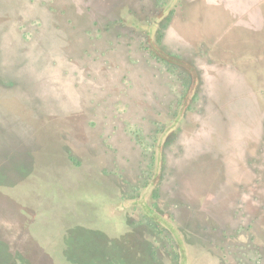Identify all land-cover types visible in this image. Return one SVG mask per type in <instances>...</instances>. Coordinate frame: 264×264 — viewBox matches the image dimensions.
<instances>
[{"label": "rangeland", "instance_id": "rangeland-1", "mask_svg": "<svg viewBox=\"0 0 264 264\" xmlns=\"http://www.w3.org/2000/svg\"><path fill=\"white\" fill-rule=\"evenodd\" d=\"M21 3L0 82L38 133L0 135V264H264V0Z\"/></svg>", "mask_w": 264, "mask_h": 264}, {"label": "trees", "instance_id": "trees-1", "mask_svg": "<svg viewBox=\"0 0 264 264\" xmlns=\"http://www.w3.org/2000/svg\"><path fill=\"white\" fill-rule=\"evenodd\" d=\"M15 0H6L7 3H11V6H14L16 4V8L21 6V1L22 0H17L16 2H14ZM27 0H25L26 2ZM8 30V32L10 33V30L8 28L7 25H4L0 28V31L4 30L3 32V37L9 36L6 33V29ZM12 44L9 43L8 48L4 51V52H0V69L4 72L5 69H8V59L7 56H11V54H9L8 52H10V48L9 46H11ZM2 45H0V51L2 50ZM20 51L18 53H14V58L15 61L21 62V60H23L22 57H20ZM4 57H5V61H4ZM2 62H4V64H2ZM10 64V63H9ZM23 68L25 69V67L23 66L22 68H19L17 71L20 73H23ZM10 72V71H9ZM0 74H2V72H0ZM11 75V74H9ZM21 75V74H20ZM7 76V75H6ZM23 77V76H22ZM13 80H11V83L16 87L17 92L23 91L26 89V91H28L30 83L22 80V79H17L16 77H13ZM7 82L6 80H1L0 82V135H4V138L7 137L8 135L9 137H13V138H17L18 139L21 138L20 141L17 142H26L28 143L30 141V139L33 138L32 134H37L38 133V129L37 127H35L31 120H27L25 119V115L23 114L25 109H27L26 104H24L25 101H19L17 99H10V94L8 95L7 91V84L5 83ZM28 86V89H27ZM35 86V85H33ZM34 88H31V90H33ZM6 90V91H4ZM35 90V89H34ZM36 92V91H35ZM35 92L33 94H35ZM3 93V94H2ZM37 93V92H36ZM6 94V96L4 95ZM18 95H21V93H18ZM15 96V95H14ZM36 95H34L35 97ZM16 97V96H15ZM17 98V97H16ZM11 100V101H10ZM14 100V101H12ZM17 101V102H16ZM20 102V103H18ZM45 114L50 112V108H48V106L46 108H41L40 107V112H44ZM23 116V118H21ZM49 116V114L47 115ZM32 136V138H31ZM35 136V135H34ZM5 141V140H4ZM16 148V147H14ZM6 158L5 156L3 157V159H0V162H5ZM2 163H0L1 166ZM0 172H2V169H0ZM148 222L152 223L149 219ZM28 259V258H26ZM27 262V260L25 261Z\"/></svg>", "mask_w": 264, "mask_h": 264}, {"label": "crops", "instance_id": "crops-1", "mask_svg": "<svg viewBox=\"0 0 264 264\" xmlns=\"http://www.w3.org/2000/svg\"><path fill=\"white\" fill-rule=\"evenodd\" d=\"M225 5H226V7L223 4H221V3L210 4V5L207 6L208 8H206V9H208V11H209L208 13H210V16L211 17H213V16H217L218 17L219 14H225V15H227V14H230L231 13V9H229V7H227V5H229V4H225ZM224 11H225V13H224ZM232 11H234V10H232ZM240 20H241V18L240 19L239 18L236 19V17H235V18H232V22L226 23V26H225L223 32L221 33L222 36L219 39H217V40L218 41L221 40L222 42H225L226 44H229V48L232 49V46L234 45V41H233L232 37L235 36V35L232 36L233 31L236 30V28H238V27H239L238 29H241L240 27L243 26V24H242L243 21L240 22ZM222 22L221 21H220V23L214 22L213 24H211V28L213 30H215V29L217 30L219 28V25L221 26ZM255 25L256 26H254V27H250V28L253 29L252 31H250V34H252V36L251 37H248L249 39H253L254 41H255V37H256L257 34H262V35L264 34V29L261 28V29H263V32H262L261 29H260V25H258V24H255ZM244 26L242 28H244ZM206 28L207 27H203V29H202L203 32H201L200 34L206 33ZM246 29H247V27H246ZM220 32L217 35H219ZM224 39H225V41H223ZM218 41L215 42L217 45L219 43ZM241 42L244 43V40H242ZM244 48L247 49V46H245ZM214 58L218 60V58H223V56L221 57V55H216V56H214Z\"/></svg>", "mask_w": 264, "mask_h": 264}, {"label": "flooded vegetation", "instance_id": "flooded-vegetation-1", "mask_svg": "<svg viewBox=\"0 0 264 264\" xmlns=\"http://www.w3.org/2000/svg\"><path fill=\"white\" fill-rule=\"evenodd\" d=\"M210 135H212V133H209V135H204V137L203 138H198L197 139V141H200V142H198V143H202V145H206V144H208V143H206L205 141H203V140H206L207 141V139H210V138H214L213 136L212 137H210ZM214 135H217L216 133L214 134ZM221 135V134H220ZM217 136H219V135H217ZM221 137V136H220ZM215 138H216V136H215ZM222 138V137H221ZM227 138H229L228 136H227ZM216 139H218V138H216ZM230 145V144H229ZM233 146V145H232ZM230 147V146H229ZM185 149H186V146H185ZM229 150H227V152H228V155L230 156V161H228V163L229 162H232L233 161V155H234V149L232 150V149H230V148H228ZM186 156V153H184V155H183V158ZM228 166H229V164H227ZM227 166V167H228ZM232 168H233V166H231V170H232ZM230 171V170H229ZM227 180L229 181L228 183H227V185H228V187L229 186H234V182H235V177H234V175H232L231 174V171L228 173V175H227ZM180 188V187H179ZM179 198H178V200H181L182 198H180L181 197V194H183L180 190H179ZM233 207V206H232ZM240 209V207H237V210H239Z\"/></svg>", "mask_w": 264, "mask_h": 264}, {"label": "water", "instance_id": "water-1", "mask_svg": "<svg viewBox=\"0 0 264 264\" xmlns=\"http://www.w3.org/2000/svg\"><path fill=\"white\" fill-rule=\"evenodd\" d=\"M11 4V3H10ZM15 8V6H12V9H14Z\"/></svg>", "mask_w": 264, "mask_h": 264}]
</instances>
